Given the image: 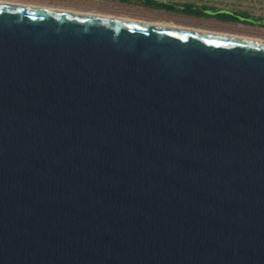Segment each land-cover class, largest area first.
<instances>
[{
	"label": "water",
	"instance_id": "water-1",
	"mask_svg": "<svg viewBox=\"0 0 264 264\" xmlns=\"http://www.w3.org/2000/svg\"><path fill=\"white\" fill-rule=\"evenodd\" d=\"M0 264H264V42L0 2Z\"/></svg>",
	"mask_w": 264,
	"mask_h": 264
},
{
	"label": "rangeland",
	"instance_id": "rangeland-1",
	"mask_svg": "<svg viewBox=\"0 0 264 264\" xmlns=\"http://www.w3.org/2000/svg\"><path fill=\"white\" fill-rule=\"evenodd\" d=\"M22 3H34L45 6L71 8L117 16H128L143 20L173 21L177 24L204 28L213 31L228 32L264 39V23L223 22L214 18L194 17L174 11L146 7L135 0H7ZM165 3L205 5L208 8L245 13L249 18L264 20V0H155Z\"/></svg>",
	"mask_w": 264,
	"mask_h": 264
},
{
	"label": "trees",
	"instance_id": "trees-1",
	"mask_svg": "<svg viewBox=\"0 0 264 264\" xmlns=\"http://www.w3.org/2000/svg\"><path fill=\"white\" fill-rule=\"evenodd\" d=\"M122 2H131L133 0H118ZM146 7H152L161 10L174 11L184 15L194 17L214 18L223 22H248L249 18L245 13L208 8L205 5H194L190 3L173 4L155 0H135ZM251 23V22H250Z\"/></svg>",
	"mask_w": 264,
	"mask_h": 264
},
{
	"label": "bare ground",
	"instance_id": "bare-ground-1",
	"mask_svg": "<svg viewBox=\"0 0 264 264\" xmlns=\"http://www.w3.org/2000/svg\"><path fill=\"white\" fill-rule=\"evenodd\" d=\"M0 2L31 4V5H37V6L53 8V9H58V10H64V11H69V12H74V13L85 14V15H91V16H96V17H101V18L118 20V21H123V22H128V23L166 27V28L181 29V30H189V31H196V32H202V33H208V34H215V35H222V36H229V37H235V38H242V39H249V40H256V41H263L264 42V39L259 38V37L245 36V35H239V34H234V33L213 31V30H208V29H204V28L186 26V25H182V24H177L173 21L143 20V19L133 18V17H128V16H117V15L105 14V13H99V12L82 11V10H76V9H71V8L45 6V5H41V4L22 3V2L7 1V0H0Z\"/></svg>",
	"mask_w": 264,
	"mask_h": 264
}]
</instances>
